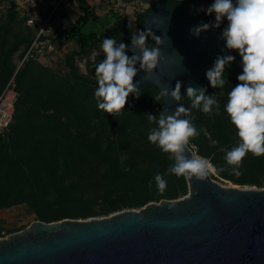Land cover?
Returning <instances> with one entry per match:
<instances>
[{"label":"trees","instance_id":"obj_1","mask_svg":"<svg viewBox=\"0 0 264 264\" xmlns=\"http://www.w3.org/2000/svg\"><path fill=\"white\" fill-rule=\"evenodd\" d=\"M77 1L83 15L76 22H71L68 13L64 11L63 16L69 21V25L63 34L66 39L77 44V47L68 53L67 60L72 75L78 82L83 80V75L76 64V57L89 58L94 50H100L99 45L106 37L115 39L117 45L123 42L129 46L135 33L147 30L144 19L160 3L170 5L179 2L183 7V17L215 23L214 14L209 15L207 10L196 16H189L190 4L187 0H157L147 9L139 11L134 21L122 17L117 12H111V25L106 24L101 30L85 32L84 28L88 22L92 19L98 20V16L86 0ZM212 2L213 0H210V5ZM9 12L13 18L19 14L15 8ZM226 24V21L221 22L220 28L226 27ZM35 35L29 41L22 57ZM54 40L57 41L56 38ZM146 43L154 45L148 35ZM15 51L16 49L7 50L3 43L0 45V65L3 72L1 89L14 75L12 56ZM234 56L235 61L226 66L225 76L228 83L223 89L210 87L206 72L189 85L197 89L204 87L207 95L215 96L221 105L220 116L209 117L192 108L193 98H189L186 92L184 103L186 109L190 110L187 119L192 120L198 130L207 129L211 138L218 141L215 147L211 146V141L201 131L198 137L190 139L189 145L199 156L212 163L219 177L243 182V179L231 174L233 166H229L225 160V150H231L239 143L234 126L223 112L227 93L238 82L236 77L242 71L241 58L236 53ZM103 59L104 55L98 53L93 60L89 58L87 61L86 78L93 81L92 88H88V84L82 86L78 83L71 89H66L64 85L58 84L54 98H60L65 108L47 114L42 130L29 137H13L14 150L3 146L0 138V208L28 203L42 221L51 222L62 217L48 215L45 208L49 204L52 206L54 201L60 198L70 201L75 207L76 213L65 217L88 219L96 215L91 213L90 209H83L90 201L102 197H107L106 200L110 202H118L120 194L125 192L128 196L132 192L143 197L141 201L132 204L145 206L151 201L178 199L188 194L187 179L167 171L175 164L174 155L161 152L147 140L149 130L158 128L160 115H167L162 110L163 97L160 100L155 99L161 91L157 87H138L141 93L139 98L135 99L134 95L130 94L129 103H126L123 114L119 116L98 110L93 95L98 86L94 66ZM36 61L38 60H29L22 64L18 74L23 75L24 72L41 66ZM45 71L51 72L50 69ZM57 79L58 77L51 73L42 86L50 87ZM149 116L155 117V120L150 121ZM43 131L49 135L47 140L37 136L43 135ZM23 138L26 140L20 142L19 139ZM220 168L224 170L221 172ZM240 170L242 173L264 174V156L254 157L251 153L247 154ZM157 173L162 174L167 181L166 190L162 193L157 190L154 180ZM254 182L263 187L261 181ZM123 208L117 205L114 211L124 210Z\"/></svg>","mask_w":264,"mask_h":264},{"label":"water","instance_id":"obj_2","mask_svg":"<svg viewBox=\"0 0 264 264\" xmlns=\"http://www.w3.org/2000/svg\"><path fill=\"white\" fill-rule=\"evenodd\" d=\"M182 13L179 2L160 3L145 17L154 43L146 46L160 56L150 73L140 60L135 64L134 84L167 90L162 96L167 115L185 107L186 89L214 66L217 56L236 53L226 48L223 28L190 35L191 28L205 22ZM125 51L129 58L141 55L131 44ZM177 82L179 101L171 96ZM183 154L199 156L189 144ZM187 182L188 195L151 201L140 209L33 221L0 239V264H264V188L224 186L211 174Z\"/></svg>","mask_w":264,"mask_h":264},{"label":"clouds","instance_id":"obj_3","mask_svg":"<svg viewBox=\"0 0 264 264\" xmlns=\"http://www.w3.org/2000/svg\"><path fill=\"white\" fill-rule=\"evenodd\" d=\"M209 15L214 14L215 23H202L189 30L190 35L199 37L200 33L210 27L220 28L221 22L226 21L222 38L226 48L235 51L241 58L242 71L237 75L238 81L227 93V101L223 112L236 130L239 143L231 150H225V160L232 167L231 174L240 177L243 159L251 153L254 157L264 156V0H213L207 9ZM150 29L141 30L131 38V45L140 50L139 57L129 58L126 55L125 43L117 45L115 39L106 37L99 48L104 54V59L95 64V79L97 87L94 98L98 110L113 116L122 115L128 97L140 96L138 84L133 83L137 75L135 64L141 62V68L151 72L156 68L160 53L155 48L146 46V36ZM159 43V37L156 38ZM98 53L92 52L93 58ZM235 61V56H217L214 66L207 70L205 75L212 88L223 89L228 83L225 76L226 66ZM181 83L177 82L171 96L179 101ZM167 94V90L155 97L160 100ZM186 94L192 99V108L198 109L203 114L213 117L221 115L219 100L213 95H207L204 87H188ZM189 109L181 106L175 115H160L158 128L149 130L147 140L159 148L161 152L174 155L175 164L168 168V173L186 179L204 180L215 169L210 162L200 156L186 158L183 154L185 146L190 139L198 137L202 131L215 147L218 141L211 138L207 129L198 130L190 119H181V114L188 116ZM149 120L155 117L149 116ZM220 168L219 171H223ZM157 190L164 192L167 181L164 176L157 173L154 177Z\"/></svg>","mask_w":264,"mask_h":264},{"label":"rangeland","instance_id":"obj_4","mask_svg":"<svg viewBox=\"0 0 264 264\" xmlns=\"http://www.w3.org/2000/svg\"><path fill=\"white\" fill-rule=\"evenodd\" d=\"M156 1L157 0H119L117 13L122 17L128 18L130 21H134L136 14L139 11L147 9ZM187 1L190 4L189 16H196L201 12H205L210 5V0ZM107 4L109 7H114V5L108 1ZM18 13L19 14L15 18L12 17V13L9 11L0 15V45L3 43L7 50L16 49L12 56L14 75L4 88H0V97L6 94L8 91H12L15 95L13 120L8 127L0 129V138L2 140L3 146H6L12 150H14V145L12 147L13 137H29L32 134H36L35 132L42 130V126L46 120L47 114L52 113L55 110H64L65 104L60 100V98H54L58 84L64 85V88L66 89H71L73 85L78 83L82 84V86L88 84V88H92L94 85L93 81L86 78L88 74L87 61L89 58L93 60V56L91 55L89 58H75L76 64L79 66L80 72L83 75V80L78 82V80L73 77L72 69L67 60L68 53L72 51V42H69L64 37H62L65 41L64 44H67L69 49L67 54L58 48L57 52L36 61L41 66L35 67L29 72H24L23 75L18 74L22 66V54L32 36L39 30L38 25L34 27L29 26L25 21V18L21 16V13L19 11ZM54 17H52L49 23L55 19ZM103 20L105 24L111 25L113 23L110 15H108V17L106 16ZM67 26L68 24H66V21L61 18L57 25L53 24L50 26L49 24L50 30L48 31L58 40L64 33L63 29ZM96 27L98 26L89 24L85 27L84 31L88 32ZM96 53L103 54L101 49L96 51ZM45 69H50L51 72L48 73L45 71ZM51 73L58 77L56 83L52 84L50 87H43L42 83H44V81L49 78ZM2 78L3 72L0 65V85ZM32 88L34 90H32ZM37 136L39 139L47 140L49 135L43 131V135ZM25 140V138L19 139L20 142ZM210 174L216 181L224 186L264 188V174L259 175L249 172L243 173L240 176V178L243 179V182H234L219 177L216 171H213ZM256 180L261 181L263 183V187H259L257 184H255L254 181ZM106 199L107 197H102L97 200H92L85 206L86 208L83 210L87 211V209H90L89 211L96 215V217H105L117 212L118 210L114 211L117 205H121L124 207L123 209H140L143 207L132 204L143 199V197L139 194H134L132 192L129 193L128 196L125 192L120 194V198H117L118 202H110ZM73 206V203H70V201L67 202L66 199L60 198L54 201L52 206L49 204L45 209L48 215H54L53 217L56 218L62 217L60 220H63L66 218H71L65 216H71L72 214L76 213L75 207ZM79 219H83V217H79ZM36 220L42 219L37 216L32 206H30L28 203L0 208V239L6 238L13 233L26 229L33 221Z\"/></svg>","mask_w":264,"mask_h":264},{"label":"built area","instance_id":"obj_5","mask_svg":"<svg viewBox=\"0 0 264 264\" xmlns=\"http://www.w3.org/2000/svg\"><path fill=\"white\" fill-rule=\"evenodd\" d=\"M39 1L40 0H0V15L15 8L21 13V16L25 18L27 24L34 27L39 24L37 16L34 12ZM107 1L114 5V7L110 6L109 10L111 12H117L119 0ZM61 2L62 0L58 1V3L49 12L47 21L40 25L38 32L21 60V65L29 60H41L42 58L57 52V42L54 40L55 37L49 33L47 24L56 13ZM14 97L15 95L12 91H8L0 97V129L8 127L13 120ZM210 164L212 163L210 162Z\"/></svg>","mask_w":264,"mask_h":264},{"label":"crops","instance_id":"obj_6","mask_svg":"<svg viewBox=\"0 0 264 264\" xmlns=\"http://www.w3.org/2000/svg\"><path fill=\"white\" fill-rule=\"evenodd\" d=\"M59 0H40L35 8V14L37 16V19L39 21L38 26L44 24L47 21V17L49 15V12L53 9V7L58 3ZM86 2L89 4L91 9H93L96 12V15L98 16V20H90L87 25L94 24L98 27L91 29L92 30H101L106 24L104 23V18L108 15H110L111 11L109 10V5L107 4V0H86ZM61 8V9H60ZM66 11L69 15V19L71 22H76L81 15H83V12L80 8V4L77 0H62V2L59 5V8L57 9L56 13L54 14V20H52L51 23H48V30H50L49 24L51 25H57L60 22V19L63 18V20L66 21V24L69 25V21L64 18L63 12ZM86 25V26H87ZM85 26V27H86ZM52 28V27H51ZM53 29V28H52ZM63 29V28H62ZM85 29V28H84ZM65 30V28L63 29ZM62 30V31H63ZM89 32V31H88ZM64 34L56 41L57 47L63 50L64 53H68L69 49L67 47V44H64ZM68 40V39H67ZM71 43V50L75 49L77 47L76 42L68 40Z\"/></svg>","mask_w":264,"mask_h":264},{"label":"bare ground","instance_id":"obj_7","mask_svg":"<svg viewBox=\"0 0 264 264\" xmlns=\"http://www.w3.org/2000/svg\"><path fill=\"white\" fill-rule=\"evenodd\" d=\"M214 167V166H213ZM214 169H215V167H214ZM215 171V170H214Z\"/></svg>","mask_w":264,"mask_h":264}]
</instances>
